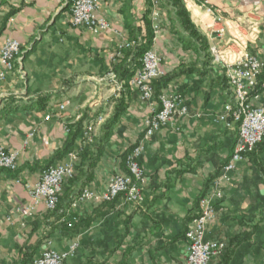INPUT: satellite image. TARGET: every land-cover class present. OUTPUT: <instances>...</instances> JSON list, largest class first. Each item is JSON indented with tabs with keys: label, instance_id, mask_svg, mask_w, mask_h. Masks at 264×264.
<instances>
[{
	"label": "crops",
	"instance_id": "1",
	"mask_svg": "<svg viewBox=\"0 0 264 264\" xmlns=\"http://www.w3.org/2000/svg\"><path fill=\"white\" fill-rule=\"evenodd\" d=\"M72 1L0 0V46L8 37L22 46L20 63L0 83V147L20 151L16 171L0 170V264H33L47 245L64 252L75 240L80 247L67 264H184L189 220L197 215L196 204L207 192L208 181L221 175L238 140L236 133L215 122L230 100L228 88L224 90L218 81L224 70L212 63L208 76L183 74L168 86L183 97L189 115L162 128L144 144L140 164L147 186L141 206L118 198L112 203L74 208L84 189L102 193L111 176L127 172L126 154L142 143L150 112L138 92L126 86V80L115 84L107 77L96 79L92 72L87 83L66 87L65 60L85 53L98 58L99 71L106 73L111 55L129 41L127 25L144 27L154 0H100L99 14L110 21L112 30L99 35L73 27ZM183 1L210 45L217 40L208 29L212 19L205 3L219 11L229 26V34L219 41L222 47L237 32L248 34L245 28L255 25L259 39L250 47L264 44V0ZM162 19L163 35L153 48L163 59V69L172 74L189 69L193 55L176 42L164 13ZM54 44L69 49L54 51ZM122 82L124 89L119 87ZM108 94L111 100L106 98ZM123 95L128 109L111 136L105 140L103 130L99 131L94 145L82 150L87 125L100 116L106 118V124ZM62 99L69 101L66 111L60 110ZM261 105L264 107V93ZM105 106L107 112L102 115ZM80 120H84L83 128L72 150L87 155L80 157L75 178L63 186L59 212L40 206L35 215H26L29 188L39 181L42 168L63 149L70 130ZM233 177L224 188L223 201L216 202V221L206 236L229 245L213 264H264V180L257 179L249 160ZM73 218V229H67L64 221ZM83 222L86 225L81 227Z\"/></svg>",
	"mask_w": 264,
	"mask_h": 264
},
{
	"label": "built area",
	"instance_id": "2",
	"mask_svg": "<svg viewBox=\"0 0 264 264\" xmlns=\"http://www.w3.org/2000/svg\"><path fill=\"white\" fill-rule=\"evenodd\" d=\"M206 5L205 3L206 13L212 19L208 29L213 40H217L210 45L212 62L225 71L230 92V100L225 104L222 114L215 122L236 133L238 140L221 175L202 198L199 211L187 230V256L184 264H210L226 249L225 243L206 239L209 227L216 221L218 212L216 202L223 201L225 186L233 181L234 173L245 164L247 156L264 139V107L261 105L262 94L257 91L259 78L264 71V60L249 53V47L259 39L257 25L254 28L246 27L248 34L237 32V36L222 47L219 41L229 34V26L225 24L219 11L208 8ZM99 9L100 0H73L71 5L73 27L90 31L94 35L110 32L112 25L107 18L99 14ZM150 23L155 35L154 43H156L163 35L162 13L157 0L153 1ZM237 28L240 29L239 26ZM128 43L120 49L129 47ZM21 47L16 39L11 37L5 39L0 49V80L4 81L7 75L14 71ZM141 62L142 67L135 72L128 86L138 92L140 99L147 105L150 112L144 123L143 141L128 154L125 161L126 173L111 177L107 189L102 193L84 189L73 204L74 208L78 205L112 203L118 198H122L125 204L141 206L144 203V191L147 186L140 164V159L145 152L144 144L162 128L174 126L178 119L189 115L185 101L178 92L167 89L159 97V106L155 102L153 83L166 74L162 67V59L156 50L153 48L147 51ZM108 76L109 80L118 84L115 76L112 74ZM119 87L124 88L123 82L119 83ZM262 87L264 88V83ZM68 102L67 99H62L60 108L63 110ZM102 122L104 118L100 117L98 124ZM94 131V126H89L84 131L86 144L93 143ZM81 153L82 150H71L64 163L51 166L42 172L39 181L29 188L30 203L24 208L26 215H35L40 206L49 212L58 208L63 186L75 177ZM19 157L20 151H7L0 147V170L16 171ZM64 222L72 228L76 219ZM79 247V241L75 240L64 252H57L49 244L33 264H67L76 256Z\"/></svg>",
	"mask_w": 264,
	"mask_h": 264
},
{
	"label": "trees",
	"instance_id": "3",
	"mask_svg": "<svg viewBox=\"0 0 264 264\" xmlns=\"http://www.w3.org/2000/svg\"><path fill=\"white\" fill-rule=\"evenodd\" d=\"M157 1H159V9L161 10V13L162 14L164 13L166 18L170 22L171 34L176 39V42L179 44V46L184 52L192 54L194 58V62L191 64V67L189 69H184V68L180 69L179 72L175 74L166 73L163 77L154 81L153 86L155 90V99L159 103L160 95L175 80L176 76L183 74H187V75L200 74L203 77L208 76L209 72L207 69L212 65V57L210 54L209 41L206 38V36H204L192 22L190 13L187 10L184 1L183 0H157ZM151 9L149 11V14L151 13ZM147 16L148 14L144 17L145 20L144 27H139L134 24L127 25V32L129 34L128 42L129 44H131V46L119 49V52L121 53L122 57L121 59L118 60L117 63H115V65L113 64L116 78L118 81L126 80L127 82H129L133 78L135 72L142 67L141 60L144 54L147 51L153 49L155 35L151 23ZM218 81L220 82L224 90L228 88L225 71H223V74L220 77H218ZM263 83H264V71L262 72L259 78V85L257 87V91H260L261 94L264 93V88L262 87ZM127 109H128V104L126 98L123 95L120 99L116 100V108L113 117L110 118L102 128L104 132L103 139L108 140L113 130L116 128L120 117L124 113H126ZM83 122L84 120H80L76 124V126L70 130L69 132L70 134L68 136L67 141L65 142L63 149L58 151L52 157V159L45 164V166L42 168L43 171L51 166H55L57 162L67 157V155L71 152V150L75 146V142L77 141L82 131ZM133 149L134 148L132 147L127 152L125 158H127L128 154ZM86 155L87 153H83L81 154V157L84 158ZM263 155H264V139L253 150V152H251L247 156V160H249L255 167L258 180H264V175H262L263 177L261 176V174H264V167L262 162ZM218 177L219 175L216 178L210 179L208 181L207 192L209 191L213 182ZM207 192L199 198L196 204L197 212L199 211L200 202L202 198L207 194ZM55 212L58 213L59 209L57 208ZM194 218L195 217L189 220L190 224ZM85 225L86 224H84L83 222L80 226L82 227ZM65 227L70 230L73 229V227L69 228L68 225H65ZM187 230L184 233L185 240H186ZM73 231L78 233L79 229H75ZM226 245H227L226 249L219 257L216 258V260L224 256L225 253L229 250V245L228 244ZM214 260H212L210 264H213Z\"/></svg>",
	"mask_w": 264,
	"mask_h": 264
},
{
	"label": "rangeland",
	"instance_id": "4",
	"mask_svg": "<svg viewBox=\"0 0 264 264\" xmlns=\"http://www.w3.org/2000/svg\"><path fill=\"white\" fill-rule=\"evenodd\" d=\"M4 43V42H3ZM3 43H2V45H3ZM129 44V43H128ZM2 45L0 46V49H1V47H2ZM66 46L67 45H64V46H62V45H60V44H54L52 47H51V49L52 50H54V51H64V50H68V49H66ZM130 46H131V44H130ZM129 46V47H130ZM263 47H264V44L263 43H261L260 45H257V48H251V47H249V53L250 54H252V55H255L256 56V54H258L260 57H262V58H264V49H263ZM22 48V47H21ZM80 50V49H79ZM20 54H21V52H20ZM20 54H19V56L16 58V65H17V63H20L19 62V58H20ZM120 55V56H119ZM159 55V54H158ZM118 56V57H117ZM160 56V55H159ZM121 57H122V55H121V53H119V52H114L112 55H111V58H110V61H109V63H108V68H107V72L106 73H101V71H99L100 70V63H99V60H98V58H95V59H93L91 56H87L85 53H78L77 54V56H75L74 58H69V59H67V60H65V74H64V85L66 86V87H68L69 85H74V82H82V83H87V78H89V77H92L93 75H94V77H96V79H98V78H103V77H107L108 79H109V76H108V74H112L113 76H115L116 77V74H115V71H114V66H113V64L115 65V63H117L118 62V60L119 59H121ZM161 57V56H160ZM161 59H162V57H161ZM213 63V62H212ZM16 65H15V69L17 68L16 67ZM162 65H163V59H162ZM0 67H1V64H0ZM163 67V66H162ZM70 68H72V69H70ZM1 69V68H0ZM15 69H14V71H15ZM106 70V69H105ZM13 71V72H14ZM86 71V72H85ZM87 71H88V73H87ZM85 72V73H84ZM92 72L94 73L93 75H92ZM167 73V72H166ZM9 74H11V73H9ZM8 74V75H9ZM8 75H7V77H8ZM7 77H6V79L4 80V81H2V80H0V83H4L6 80H7ZM84 80H86V81H84ZM126 86L127 87H130V86H128V83L126 84ZM124 89V88H123ZM130 89H132L131 87H130ZM65 90H67V91H65L66 93H68L69 91H68V89L66 88ZM133 90V89H132ZM165 90H167V89H165ZM164 90V91H165ZM169 90V89H168ZM163 91V92H164ZM162 92V93H163ZM171 92H173V91H171ZM226 93H227V95H228V97L230 98V92H229V90L227 89V91H226ZM55 95V94H54ZM111 97L112 96H110V94H108L107 95V97L106 98H109L110 100H111ZM108 99V100H109ZM156 100V99H155ZM94 100H91L90 102H93ZM157 101V100H156ZM68 105H69V102H68V104L66 105V107L62 110L61 108H60V110L61 111H66V109H67V107H68ZM107 106H105V107H102V111H101V114L102 115H104V114H106V112H107ZM101 117V116H100ZM100 117H98L97 118V122H95V123H92V124H89V125H87V127L85 128V130L89 127V126H94V128H95V131H94V135H93V143H91V144H86V142H85V140L83 139V141H82V144H83V147H82V150H84L85 148H89V147H91L92 145H94V143H95V140H96V138H97V132H99V131H102V129L100 130V128H103V126L105 125V122H102V124H98V119L100 118ZM104 118V117H103ZM106 118H104V120H105ZM84 130V131H85ZM129 142V141H128ZM128 145H130V143H128ZM143 169V168H142ZM144 171V170H143ZM144 174H145V172H144ZM115 175H117V174H115ZM75 176H76V174H75ZM114 176V175H113ZM113 176H111V177H113ZM110 177V178H111ZM75 178V177H74ZM73 178V179H74ZM72 179V180H73ZM145 179H146V176H145ZM69 181H71V180H69ZM68 181V182H69ZM146 181H147V179H146ZM61 196H62V194H61ZM61 196H60V199H59V203H60V201H61ZM58 206H59V204H58ZM57 210V209H56ZM55 210V211H56ZM55 211H53V212H55Z\"/></svg>",
	"mask_w": 264,
	"mask_h": 264
}]
</instances>
